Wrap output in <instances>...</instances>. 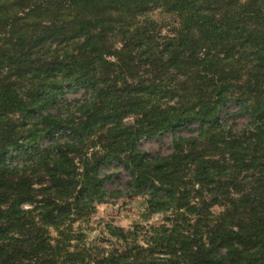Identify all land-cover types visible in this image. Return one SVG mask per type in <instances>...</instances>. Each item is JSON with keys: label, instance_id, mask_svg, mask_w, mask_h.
<instances>
[{"label": "trees", "instance_id": "1", "mask_svg": "<svg viewBox=\"0 0 264 264\" xmlns=\"http://www.w3.org/2000/svg\"><path fill=\"white\" fill-rule=\"evenodd\" d=\"M111 162L161 222L91 238ZM0 264H264V0H0Z\"/></svg>", "mask_w": 264, "mask_h": 264}, {"label": "rangeland", "instance_id": "2", "mask_svg": "<svg viewBox=\"0 0 264 264\" xmlns=\"http://www.w3.org/2000/svg\"><path fill=\"white\" fill-rule=\"evenodd\" d=\"M155 16L161 17L157 12ZM85 97H88V94L82 88L75 91L65 89L63 100L76 102L77 100L82 101ZM239 107L236 102H229L220 115V122L230 126L234 131L242 130L248 123L246 115L238 114ZM198 127L199 124L193 122L155 137H142L138 141L137 148L145 152L148 157H166L172 152L173 136L195 135ZM40 143L45 146L48 144L47 141ZM19 159L15 156L12 161L18 162ZM100 170L101 177H105L103 186L106 193L102 202L94 204L95 210L88 216V221L82 224L83 228H87L91 238L104 232L106 223L129 229L135 224H159L161 222V214L152 213L148 209L144 196L128 192L127 182L131 181V176L123 166L118 165L117 162H111L102 165Z\"/></svg>", "mask_w": 264, "mask_h": 264}]
</instances>
